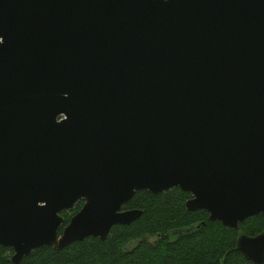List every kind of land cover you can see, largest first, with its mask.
Returning a JSON list of instances; mask_svg holds the SVG:
<instances>
[{
	"label": "water",
	"instance_id": "1",
	"mask_svg": "<svg viewBox=\"0 0 264 264\" xmlns=\"http://www.w3.org/2000/svg\"><path fill=\"white\" fill-rule=\"evenodd\" d=\"M173 188L232 229L264 214V0H0L12 263L105 241L137 192ZM237 250L264 264V231Z\"/></svg>",
	"mask_w": 264,
	"mask_h": 264
},
{
	"label": "trees",
	"instance_id": "2",
	"mask_svg": "<svg viewBox=\"0 0 264 264\" xmlns=\"http://www.w3.org/2000/svg\"><path fill=\"white\" fill-rule=\"evenodd\" d=\"M189 197L179 188L159 195L137 192L125 209L144 210L141 219L115 227L105 241L91 237L61 250L41 247L22 264H254L237 250V239L241 233H262L264 214L240 223L237 231L211 222L205 211H188ZM83 205L81 201L62 213L65 224ZM126 246L135 249L128 252ZM13 253L12 248L0 245V264H13Z\"/></svg>",
	"mask_w": 264,
	"mask_h": 264
},
{
	"label": "flooded vegetation",
	"instance_id": "3",
	"mask_svg": "<svg viewBox=\"0 0 264 264\" xmlns=\"http://www.w3.org/2000/svg\"><path fill=\"white\" fill-rule=\"evenodd\" d=\"M173 189H174V188H173ZM171 190H172V189H171ZM168 191H170V190H168ZM166 192H167V191H166ZM163 193H164V192H163ZM161 194H162V193H161ZM188 194L190 195L189 199H191V198H192V195H191L190 193H188ZM189 199H187L186 202H187ZM185 205H186V204H185ZM186 208H187V207H186ZM124 209H125V207H124ZM187 210H188V209H187ZM188 211H189V210H188ZM197 211H204V210H197ZM190 212H195V211H190ZM205 212H207V211H205ZM207 213H208V212H207ZM209 216H210V215H209V213H208V217H209ZM257 216H258V215H257ZM220 223H221V222H220ZM242 223H243V222H242ZM67 224H68V223H67ZM67 224H64V226L67 225ZM221 224H222V223H221ZM222 225H223V224H222ZM118 226H126V225H118ZM118 226H115V227H118ZM223 226H224V225H223ZM115 227H114V228H115ZM114 228H113V229H114ZM228 228H229V227H228ZM113 229H112V230H113ZM235 230H236V229H235ZM239 230H240V224H239ZM239 230H237V231H239ZM111 232H112V231H111ZM241 234H243V233H241ZM241 234H240V235H241ZM240 235H239V236H240ZM247 235H248V234H247ZM171 236H173V234H172ZM249 236H253V235H249ZM254 236H256V235H254ZM238 238H239V237H238ZM237 240H238V239H237ZM124 249L127 250L128 252H130V251H133V250L135 249V247H129V246L127 247V246H126Z\"/></svg>",
	"mask_w": 264,
	"mask_h": 264
},
{
	"label": "rangeland",
	"instance_id": "4",
	"mask_svg": "<svg viewBox=\"0 0 264 264\" xmlns=\"http://www.w3.org/2000/svg\"><path fill=\"white\" fill-rule=\"evenodd\" d=\"M76 206H77V205H76ZM76 206H75V207H76ZM151 241H155V240H151Z\"/></svg>",
	"mask_w": 264,
	"mask_h": 264
}]
</instances>
